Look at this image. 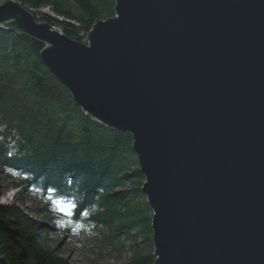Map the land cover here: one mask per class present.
<instances>
[{
    "label": "water",
    "instance_id": "1",
    "mask_svg": "<svg viewBox=\"0 0 264 264\" xmlns=\"http://www.w3.org/2000/svg\"><path fill=\"white\" fill-rule=\"evenodd\" d=\"M0 28L43 43L83 112L132 135L154 264H264V0H115L85 43L0 0Z\"/></svg>",
    "mask_w": 264,
    "mask_h": 264
},
{
    "label": "trees",
    "instance_id": "2",
    "mask_svg": "<svg viewBox=\"0 0 264 264\" xmlns=\"http://www.w3.org/2000/svg\"><path fill=\"white\" fill-rule=\"evenodd\" d=\"M16 1L82 43L96 20L115 15V0ZM43 48L0 28V196L4 175L18 179L13 200L0 202V220L19 241L0 228V264H75L38 217L92 251L116 252L117 262L107 264H154L152 211L132 135L85 114L43 63ZM57 198L75 204L70 217L56 210Z\"/></svg>",
    "mask_w": 264,
    "mask_h": 264
},
{
    "label": "rangeland",
    "instance_id": "3",
    "mask_svg": "<svg viewBox=\"0 0 264 264\" xmlns=\"http://www.w3.org/2000/svg\"><path fill=\"white\" fill-rule=\"evenodd\" d=\"M16 177L12 176H3V183H2V195L0 196V202L2 203H8L9 201L13 200V196L15 192L18 190V188L14 187L12 182H17ZM20 206L21 203L18 202ZM26 205L29 207H33L35 204L30 200L28 197L26 199ZM30 215H35L28 211ZM37 218V217H36ZM40 220H43V222L49 226V234L52 238L59 241L58 248L59 251L66 256L69 260H71L75 264H93V260L99 261L102 264L107 263H114L117 262V253L111 252L108 249L103 250L101 252L99 251H92L90 248L83 243H77L75 241H72L67 236L62 237L59 233V231L56 229V225L49 219H43L41 217H38ZM128 255V253H125L122 257V259H125V257Z\"/></svg>",
    "mask_w": 264,
    "mask_h": 264
},
{
    "label": "snow or ice",
    "instance_id": "4",
    "mask_svg": "<svg viewBox=\"0 0 264 264\" xmlns=\"http://www.w3.org/2000/svg\"><path fill=\"white\" fill-rule=\"evenodd\" d=\"M52 203L55 205L56 210L61 212L63 215L70 217L75 208V204L71 201H64L60 198L54 199Z\"/></svg>",
    "mask_w": 264,
    "mask_h": 264
}]
</instances>
